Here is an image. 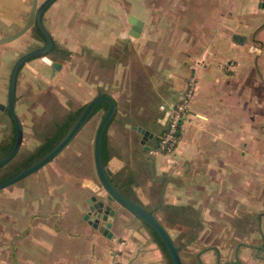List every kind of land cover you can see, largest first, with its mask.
I'll return each instance as SVG.
<instances>
[{"label": "crops", "instance_id": "1", "mask_svg": "<svg viewBox=\"0 0 264 264\" xmlns=\"http://www.w3.org/2000/svg\"><path fill=\"white\" fill-rule=\"evenodd\" d=\"M259 1L264 0H186V4L180 0L170 4H153L151 0H54L42 15L53 40L71 54L80 52L85 44L84 21L85 28L91 22V27L98 29L89 46L96 66L83 64V55L74 71L64 61L56 79L61 92H79L82 102L88 99L83 98L84 92L107 93L116 100L118 111V92L111 91L115 92L118 83L125 86L129 82L123 107L129 111L157 108L151 120H145V115L150 117L148 113L134 116L127 112L124 121L109 125L105 151L109 160H117L113 161L112 178L124 194L139 201L134 191L139 188L147 208L156 207L154 214L160 222L185 226L184 231L167 227L183 264H264V52L249 53L243 38L232 41L224 31L252 24L255 33L263 32L264 22L259 23L264 21V8L258 7ZM31 5L32 0H0V37L22 28ZM152 8L158 21L149 27L159 31L151 38L155 40L154 51L146 55V38L140 36L146 22L135 13ZM117 11L133 13L127 16V35L122 32L121 37L108 31L116 22L109 16L114 19ZM226 13L238 15L231 21ZM243 13H251V18L256 13V18L250 25L244 24ZM131 16L143 22L138 37L129 34ZM30 34L28 30L0 44V100L18 46L29 45ZM252 42L260 43L256 38ZM133 44L138 48L130 54ZM194 45L200 46L196 52ZM196 59L205 62L198 65ZM104 61L105 66L101 65ZM124 61L128 62L127 75ZM88 67H96L89 83ZM71 70L75 72L73 78ZM25 74L24 70L27 80H20L24 90L31 83ZM189 76L194 77L196 85L175 150L162 153L153 149L152 140L144 148L140 134L130 125L150 130L165 106L169 108L181 97ZM102 86L105 91H99ZM155 96L158 100L154 102ZM156 128L160 135L165 125ZM127 130L137 133L133 146L125 138ZM91 154L88 149V167L93 162ZM68 172L56 167L51 173L58 179L50 181L43 176L42 184H28L24 192L28 211L22 217L26 226L20 233L15 230L19 228L17 222L11 225L14 242L9 246V256L3 250L0 225V264H172L149 229L114 204L112 236L106 238L93 228L88 220L95 216L85 219L84 215L88 212L86 199L94 193L88 194L83 183L76 190ZM36 188H41L40 196L33 195ZM81 191L83 197L76 194Z\"/></svg>", "mask_w": 264, "mask_h": 264}, {"label": "rangeland", "instance_id": "2", "mask_svg": "<svg viewBox=\"0 0 264 264\" xmlns=\"http://www.w3.org/2000/svg\"><path fill=\"white\" fill-rule=\"evenodd\" d=\"M243 1L244 3H246L245 0ZM172 2L175 3L176 0H151V3L153 4H159V3H164V4L169 3L170 4ZM180 2H182L183 4H186V0H180ZM232 3H233V0H232ZM189 4H193V3H189ZM180 8H182V6ZM153 10L154 9L152 8L150 9V12L139 11L135 13V15L138 18L146 22V26L144 27V29L142 30V33L140 34L142 38L143 37L146 38V44H143V47L147 49L146 55L154 51L155 40L153 39L151 40V38L157 37V33L159 31V29H154V28L149 27V24H153V22H155L156 20L158 21L157 19L158 14L154 13ZM129 14L133 15V13L117 11L113 15L114 19H111L110 18L111 15H110L109 20H116V22L114 24L115 25L114 28L109 29L108 31L111 33L114 32L115 37H121V36H124V34L127 35V31L129 27V23L127 22V16ZM250 14L251 13H243V15L248 16L247 17L248 20H246L245 18L246 16L243 17L244 24L250 25L251 23L250 21L252 20V18L254 19L256 18L255 17L256 13H254L255 15L252 18L249 17ZM225 15H226L227 20H229V17H231L230 20L232 21V20H235L238 14L226 13ZM183 16L185 15L183 14L180 15V17H183ZM262 22L264 21H261L259 25H261ZM83 24H84V27L82 29V33H83L82 37H83V41L85 42V44H82L80 52H76V54L73 53L71 54L72 56H68L67 59L65 58L69 65L68 67L71 68L72 66L73 71H74L73 68L76 66L77 62L79 63L80 57L82 55L85 57V59L81 61V62H85L83 64L88 63L89 64L88 66L90 65L96 66L97 64L96 63L97 61L94 58L95 55L92 53V49H90L89 46L92 40L98 36V29L91 27V22L88 23L89 27L87 28H85V25H86L85 21L83 22ZM255 28L256 27L252 26L251 24V27L243 26V28L237 27L236 29L227 28L224 31L226 34H228V38L231 39L232 41L233 39L236 41L237 40L239 41L240 39L243 38V41H246L245 43L247 44L245 45L247 48L246 50H248L249 53L252 52L255 54V50L256 52H260L259 50H262L264 52V31L257 34L255 33L256 31ZM29 31L31 33L30 37H33V35L34 36L36 35V33L35 34L33 33L32 29ZM77 31H79V29ZM184 31H187V30H184ZM100 32L105 33L106 30L100 29ZM122 32H124L123 35L120 34ZM188 32L192 34V31L189 30ZM237 35L240 37L238 38ZM253 38H256L257 40H259L260 43L259 44L253 43L252 42ZM23 41L24 40H22V42ZM30 42L31 43L28 42L29 45H27L26 43H25L26 45L24 44L19 45L18 46L19 49L16 48L18 54H16L14 58L15 57L17 58L18 55H21L23 52L27 51L28 48L37 46L38 42L40 43L39 40L35 41L33 39ZM57 45L60 47L58 43ZM1 46L2 45H0V47ZM194 47H195L194 49L195 52L198 48L200 49V46L198 45H194ZM137 48L138 46L133 44L131 46L129 53L131 54V50L135 51ZM200 53L201 52H199L198 55ZM55 56H56L55 54H51L52 58H54ZM59 59H61V61L65 60L62 57H59ZM204 62H205V59H202V60L196 59V63L198 65H202L204 64ZM127 63H128L127 61H124V64H126L124 74H126V71L129 70L127 67ZM101 65L105 66L106 61L101 63ZM90 68L91 67H88L89 74H88V77L86 78L88 83L91 81L92 79L91 76H93L92 73L94 72L96 67H94L93 70H91ZM73 71H72V78L75 76V72ZM100 73H101V70H100ZM22 77L23 76L21 75V79ZM127 84H129V82H127ZM127 84L124 86V84L120 82L114 87L115 92L111 91V93L113 94L118 92L116 93V96L119 99V104H120V108H118V111L113 121L111 122V124L114 121H115L114 123L116 122L121 123L122 120L124 121L126 119L124 118V113H126L125 117H128L127 116L128 113L134 114V116L135 115L141 116L140 114L145 112V113L150 114L149 115L150 117L145 115V120H151L153 116L158 112L157 108H144V109L136 108V109L130 110L131 111L130 112L128 108L123 107L124 102L122 100H125L126 98L125 96H128ZM146 84H148V76L146 78L144 85L146 86ZM22 87L23 85L19 82V88H18L19 90L17 93L18 94V105H17L16 110L20 116L21 121L23 122V127H24L23 141H22V144H21V147L18 153L13 158V160L0 169V179L8 175L10 172L14 171L15 169H17L26 159H28L29 156H31V154H33V152L37 149V147L43 142L44 138L50 136L53 132H55L56 130L55 125L63 122L67 118L68 113L76 109V107L79 105V103L82 100V96L79 92H76V91L75 92H65V91L57 92L56 90H54L52 92L43 93L36 100L33 101V99H30V93H28L27 90L26 89L24 90ZM125 87H126V90L123 93L122 90ZM99 91H105V87L103 86L99 87ZM94 95H96V93L94 92H87V93L84 92L83 98L84 99L88 98L87 100H89ZM157 100H158V96H155L152 98V101L154 102ZM103 111L104 110H100L80 130L79 134L73 139V141L53 161H51V163H48L47 165H45V167H42L39 171L25 177L24 179L0 190V219H1L0 225L2 224L1 226L4 231L2 244H3V250L7 253L8 256L10 255L9 246L10 244L13 245V242H14L13 240L14 235H12L11 233V230L14 228L11 229V225H14L17 222V225L19 224V228L15 227V230H17L20 233L23 232L26 226V220H22V217H24L26 210L28 211V206L26 207L27 195L24 194V192H26V189H27L26 187H28V184H29V187H32V184L35 185L36 183L42 184L43 176H44V179L46 180L47 178H50L49 179L50 181H53L54 179H58V175L56 173H51V172H53L56 169V167L59 168L61 166L65 168L67 171H69L67 173V176H69V180H71L70 177L73 178L72 181H74L73 185L76 188V190H80L81 187H79V185L81 184V181L83 179L82 177H87L86 175L88 174L90 175L91 178H93L98 183V178L94 174L93 163L91 167H88L86 151L88 149L92 150L93 148L94 132L98 124V121L103 114ZM11 135H12V131H11V123L9 121V118H7V116L5 115L1 116L0 114V143L9 142L10 140L9 138ZM125 138L126 140L127 139L130 140L131 141L130 144L133 146L137 139V133L132 130H127L125 134ZM91 158L93 159V154H91ZM136 163L140 165L141 160H138V162ZM142 166H144V164H142ZM48 170H49V173H47ZM85 190L88 191V194H91V191L87 189V187ZM40 191H41V188H36L33 192V195L40 196V193H41ZM83 193L84 191L83 192L81 191V193L77 192L76 194H78L79 196L81 195V197H83ZM83 201L85 202V198H83ZM85 206L87 205L85 204ZM58 207H61V206H58ZM18 213L20 215L19 220L17 218Z\"/></svg>", "mask_w": 264, "mask_h": 264}, {"label": "water", "instance_id": "3", "mask_svg": "<svg viewBox=\"0 0 264 264\" xmlns=\"http://www.w3.org/2000/svg\"><path fill=\"white\" fill-rule=\"evenodd\" d=\"M53 1L54 0H43L39 3V0H32L29 15L22 28L9 36L0 37V44L8 43L19 38L21 35L35 26L44 38L43 45L27 51L19 56L10 69L6 103L4 104L0 102V111H3L4 113H8L10 115V118L15 125L16 136L12 148L7 154L0 158V169L16 156L22 143V124L14 108L16 78L19 68L23 63H25V67L29 68L35 74H39V72L34 67L26 63L25 61H27L29 58L41 57V59L46 63L49 64L51 62L46 55L53 49V38L43 24L42 15L45 8ZM258 7L264 8V1H259ZM129 22L131 23V29L129 30L130 36L138 37L143 22L134 16L130 17ZM102 102L107 103V108L99 119L93 136V163L94 170L98 178V183L92 182L90 180L84 181V184L86 183L90 190L94 193L92 194V196L86 199V203L88 204V212H86L84 218L87 219L89 215L95 216L91 219L89 218L88 220L91 226L98 229V231L106 238H110L112 236V221L116 214V208L111 206V204H114L118 208H122L126 212L132 214V216L142 222V224L149 229L151 235V230H153L160 237L168 252L172 264H183L179 249L175 245L167 227H173L178 230L184 231L186 230L185 226L173 222H160L154 214L156 207L147 208V200L144 198L139 188H134V191L139 198V201H136L124 194L120 190V188H118V186L112 181L111 176L115 171V164L113 161H117L116 158H112L111 160H109L107 165H104L102 162V136L106 127L113 121L117 113L116 100L107 93H97L96 95H94L86 103L78 117L67 129L65 134L56 142V144L27 166L21 168L19 171L9 176L8 178L1 180L0 190L39 171L44 165H46L55 156H57L84 127V125L90 119L95 108ZM172 106L173 105H171L169 108L168 106H165L164 110H162V113L158 117H156L157 119L155 118V121L152 122V124H150V130L141 125H130L131 129L140 134V144L143 145L144 148L148 147L146 145V142L148 140L156 142V139L160 132L157 128H154L155 123L157 122L160 125L164 126L169 114V110ZM155 145L153 149L156 147Z\"/></svg>", "mask_w": 264, "mask_h": 264}, {"label": "flooded vegetation", "instance_id": "4", "mask_svg": "<svg viewBox=\"0 0 264 264\" xmlns=\"http://www.w3.org/2000/svg\"><path fill=\"white\" fill-rule=\"evenodd\" d=\"M32 31H33V33L35 34L36 33V35L34 36L33 35V37H32V39L33 40H39L40 41V43L38 42V45L37 46H33V47H31V48H29L27 51H30V50H32V49H35V48H37V47H39V46H41V45H43L44 44V38H43V36L41 35V33L38 31V29L35 27V26H33L32 28ZM31 29H29V30H31ZM27 51H25V52H27ZM25 52H23L22 54H24ZM21 54V55H22ZM51 54H55L56 56L54 57V58H52L51 57ZM21 55H18L17 56V58L19 57V56H21ZM49 59H50V63L48 64V63H46L45 61H43L42 59H41V57H33V58H29L27 61H25L26 63H28V64H30L32 67H34L38 72H39V74H35L34 72H32L29 68H27V67H25V63H23L22 65H21V67L19 68V71H18V73H17V78H16V89H15V105H14V108H15V111H16V114H17V116H18V118L20 119V116H19V114H18V112H17V110H16V108H17V105H18V88H19V82H20V79H21V75L22 76H24V70L26 71V74L25 75H28V77H29V79H28V82L30 83V81H31V83L30 84H26V86H25V89L27 90V92L28 93H30V99H33V101L34 100H36L40 95H42L43 93H47V92H52V91H54V90H56L57 92H61V88H59V85L57 84V82H56V79H57V75L59 74V72L62 70V67H63V65H64V61H66V59L68 58V56H71V51L70 50H68V49H66V48H62V47H59L58 45H57V43L53 40V49L46 55ZM59 57H62L63 59H65V60H62L61 61V59H59ZM16 58V59H17ZM16 59L14 60V62L16 61ZM13 62V63H14ZM13 63H12V65H13ZM12 67V66H11ZM22 73V74H21ZM9 77V76H8ZM26 80H27V76H25L24 77ZM23 77H22V79H21V81H23L24 82V79ZM8 83V82H7ZM7 86H8V84H7ZM93 97V96H92ZM91 97V98H92ZM6 98H7V89H6V92L2 95V98H1V100H0V102L1 103H6ZM90 98V99H91ZM89 99V100H90ZM89 100H87V101H85V102H80L79 103V105L76 107V109H74L72 112H69L68 113V115H67V118L63 121V122H61V123H58V124H56L55 125V132H53L50 136H48V137H45L44 138V140H43V142L37 147V149L33 152V154H31V156H33V155H35L36 154V151L38 150V148H40L42 145H44L48 140H51V139H55L56 137H58V140L65 134V132L67 131V129L71 126V124L75 121V119L78 117V115L80 114V112L82 111V109L84 108V106L86 105V103L89 101ZM29 101V100H28ZM106 108H107V103L106 102H102V103H100L96 108H95V110H94V112L92 113V115H91V117H90V119L87 121V123L100 111V110H106ZM104 111H103V113H104ZM77 112H78V114H77ZM0 114H1V116L2 115H5V116H7V118H9V121H10V123H11V131H12V135L10 136V140H11V138L14 136V140H15V136H16V130H15V125H14V123L12 122V120H11V118H10V115L8 114V113H4L3 111H0ZM77 114V115H76ZM103 115V114H102ZM75 117V118H74ZM157 119V118H156ZM20 121H21V119H20ZM72 121V122H71ZM155 121V119L153 120V122ZM68 123V125L66 126V124ZM86 123V124H87ZM21 124H22V129H23V133H24V127H23V122L21 121ZM85 124V125H86ZM111 124V123H110ZM154 124V123H153ZM84 125V126H85ZM160 124L159 123H155V126H154V128H156L157 126H159ZM109 127V126H108ZM14 129V130H13ZM64 130V131H63ZM80 132V131H79ZM79 132H78V134H79ZM160 132V131H159ZM77 134V135H78ZM76 135V136H77ZM103 135H104V133H103ZM75 136V137H76ZM106 138H107V132H106ZM159 136V135H158ZM74 137V138H75ZM73 138V139H74ZM102 138H103V136H102ZM3 139V138H2ZM1 139V140H2ZM73 139H72V141H73ZM157 139H158V137H157ZM157 139H156V142H157ZM9 140V141H10ZM57 140V141H58ZM22 141H23V136H22ZM71 141V142H72ZM70 142V143H71ZM156 142L154 143V144H156ZM6 143H8V142H6ZM5 142H1L0 143V147H3L5 144H6ZM69 143V144H70ZM101 143H102V141H101ZM22 144V143H21ZM55 144H56V142H55ZM55 144H53V145H55ZM68 144V145H69ZM52 145V146H53ZM67 145V146H68ZM51 146V147H52ZM66 146V147H67ZM156 146V145H155ZM21 147V146H20ZM50 147V148H51ZM65 147V148H66ZM50 148H48V150L50 149ZM64 148V149H65ZM20 149V148H19ZM63 149V150H64ZM48 150H46V151H48ZM62 150V151H63ZM45 151V152H46ZM61 151V152H62ZM44 152V153H45ZM60 152V153H61ZM43 153V154H44ZM59 153V154H60ZM58 154V155H59ZM92 154H93V148H92ZM57 155V156H58ZM31 156H29V157H31ZM57 156H55L51 161H53ZM102 158V157H101ZM13 160V159H12ZM11 160V161H12ZM10 161V162H11ZM51 161L50 162H48V163H51ZM93 161V160H92ZM108 161H109V159L107 160V162L106 163H103L104 165H107L108 164ZM103 162V161H102ZM47 163V164H48ZM93 163V162H92ZM8 164V163H7ZM6 164V165H7ZM46 164V165H47ZM43 167H45V165L43 166ZM93 169H94V163H93ZM10 173H14L13 171L12 172H10ZM94 174H95V176H96V172H95V170H94ZM113 175V174H112ZM11 176V175H10ZM88 178H83L82 179V181H81V183H83L84 184V181L85 180H90V181H92V182H96L93 178H91L90 177V175L88 174V175H86ZM6 177L8 178L9 177V175H6ZM70 179L72 180L73 178L72 177H70ZM111 179H112V181H113V178H112V176H111ZM114 182V181H113ZM129 183V182H128ZM85 186L90 190V188L87 186V184L85 183ZM119 188V187H118ZM121 190V189H120ZM91 191V190H90ZM122 191V190H121ZM93 192L91 191V194H92ZM128 196V195H127Z\"/></svg>", "mask_w": 264, "mask_h": 264}, {"label": "built area", "instance_id": "5", "mask_svg": "<svg viewBox=\"0 0 264 264\" xmlns=\"http://www.w3.org/2000/svg\"><path fill=\"white\" fill-rule=\"evenodd\" d=\"M195 79L189 76L181 93V97L169 110L163 132L158 136L156 149L162 153H172L178 142L182 123L189 117V102L195 90Z\"/></svg>", "mask_w": 264, "mask_h": 264}, {"label": "trees", "instance_id": "6", "mask_svg": "<svg viewBox=\"0 0 264 264\" xmlns=\"http://www.w3.org/2000/svg\"><path fill=\"white\" fill-rule=\"evenodd\" d=\"M42 2V1H41ZM50 5V4H49ZM49 5L45 8V10L49 7ZM44 10V11H45ZM78 114V112H77ZM76 114V115H77ZM75 118V117H74ZM72 122V121H71ZM68 125V123L66 124V126ZM110 124H108L109 126ZM108 126L106 127L105 131H104V135H103V138H102V143H101V157H102V161L103 163H106L107 160H108V156H107V152L105 151L106 150V132H107V129H108ZM14 130V129H13ZM64 131V130H63ZM58 140V137H56L55 139H51V140H48L44 145H42L40 148H38V150L36 151V154L29 157L28 159H26L17 169H15L13 172L16 173L17 171H19L21 168L27 166L28 164H30L32 161H34L35 159H37L38 157H40L46 150H48V148H50L53 144H55V142H57ZM13 143H14V136L11 138V140L6 143L3 147H0V158L2 156H4L5 154H7L9 152V150L12 148L13 146ZM14 173H9L8 175H13ZM7 177L4 176L0 179L1 180H4L6 179ZM152 231V235H153V240L161 247V249L163 250V252L168 256L169 258V255H168V252L162 242V240L160 239V237L153 231ZM170 260V258H169ZM171 261V260H170Z\"/></svg>", "mask_w": 264, "mask_h": 264}]
</instances>
